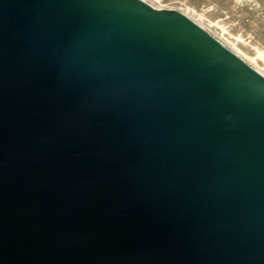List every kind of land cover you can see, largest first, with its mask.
Wrapping results in <instances>:
<instances>
[{
  "label": "water",
  "instance_id": "1",
  "mask_svg": "<svg viewBox=\"0 0 264 264\" xmlns=\"http://www.w3.org/2000/svg\"><path fill=\"white\" fill-rule=\"evenodd\" d=\"M0 264H264V74L148 0H0Z\"/></svg>",
  "mask_w": 264,
  "mask_h": 264
},
{
  "label": "rangeland",
  "instance_id": "2",
  "mask_svg": "<svg viewBox=\"0 0 264 264\" xmlns=\"http://www.w3.org/2000/svg\"><path fill=\"white\" fill-rule=\"evenodd\" d=\"M159 6L189 10L205 26L264 69V0H148ZM201 17V18H200Z\"/></svg>",
  "mask_w": 264,
  "mask_h": 264
},
{
  "label": "bare ground",
  "instance_id": "3",
  "mask_svg": "<svg viewBox=\"0 0 264 264\" xmlns=\"http://www.w3.org/2000/svg\"><path fill=\"white\" fill-rule=\"evenodd\" d=\"M151 3H153V2H151ZM153 4L156 6H159L155 3H153ZM181 11H183L184 13H186L187 15H189L190 17L195 19L197 22H199L201 25H203L206 29H208L211 33H213L217 38H219L221 41H223L230 49H232L235 53H237L238 55L243 57L246 61H248L251 65H253L255 68H257L259 71H261L264 74V69H262L261 67H259L257 65V63L255 62V58L249 57L244 52L240 51L239 48L236 46V44H231V43L227 42L225 39H223V37L221 35L215 33L213 30H211L210 28L205 26L197 17H195L193 14H191L189 10L184 9Z\"/></svg>",
  "mask_w": 264,
  "mask_h": 264
}]
</instances>
